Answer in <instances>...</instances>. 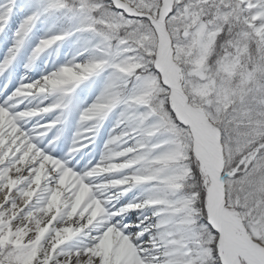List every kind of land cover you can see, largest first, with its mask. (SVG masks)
<instances>
[{"label":"snow or ice","instance_id":"1","mask_svg":"<svg viewBox=\"0 0 264 264\" xmlns=\"http://www.w3.org/2000/svg\"><path fill=\"white\" fill-rule=\"evenodd\" d=\"M0 264H264V0H0Z\"/></svg>","mask_w":264,"mask_h":264}]
</instances>
